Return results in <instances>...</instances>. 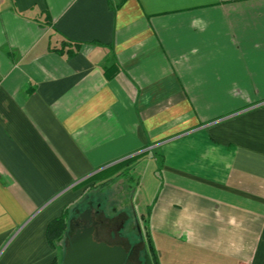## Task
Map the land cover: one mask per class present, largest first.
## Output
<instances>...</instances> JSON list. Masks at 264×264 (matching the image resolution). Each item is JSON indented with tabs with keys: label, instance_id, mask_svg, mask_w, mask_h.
Listing matches in <instances>:
<instances>
[{
	"label": "crops",
	"instance_id": "obj_1",
	"mask_svg": "<svg viewBox=\"0 0 264 264\" xmlns=\"http://www.w3.org/2000/svg\"><path fill=\"white\" fill-rule=\"evenodd\" d=\"M116 164L159 264H264V0H0V264Z\"/></svg>",
	"mask_w": 264,
	"mask_h": 264
},
{
	"label": "rangeland",
	"instance_id": "obj_2",
	"mask_svg": "<svg viewBox=\"0 0 264 264\" xmlns=\"http://www.w3.org/2000/svg\"><path fill=\"white\" fill-rule=\"evenodd\" d=\"M129 174L130 170L126 167L109 170L106 177L112 175L113 180L105 187H91L86 190L83 198L75 204L67 217L68 231L58 242L61 246L60 264H63L69 238L76 230L75 224L79 220V215L89 207L90 202L95 211L94 218L98 220V230L95 233L97 240L125 246L135 264H145L146 254L152 257L154 262L158 260L148 213L153 205V198L145 197L143 202L138 182L135 179L130 180Z\"/></svg>",
	"mask_w": 264,
	"mask_h": 264
},
{
	"label": "water",
	"instance_id": "obj_3",
	"mask_svg": "<svg viewBox=\"0 0 264 264\" xmlns=\"http://www.w3.org/2000/svg\"><path fill=\"white\" fill-rule=\"evenodd\" d=\"M89 208L81 215L88 222L78 227L69 238L63 264H135L131 260V253L121 244H110L95 238L96 221L88 214ZM87 214V217H85ZM145 264H154L151 257L145 255Z\"/></svg>",
	"mask_w": 264,
	"mask_h": 264
},
{
	"label": "trees",
	"instance_id": "obj_4",
	"mask_svg": "<svg viewBox=\"0 0 264 264\" xmlns=\"http://www.w3.org/2000/svg\"><path fill=\"white\" fill-rule=\"evenodd\" d=\"M122 1H124V0H122ZM77 49H78V46H77ZM119 166H120L119 164H116V165H114V167H109L105 170H102V171L96 173L92 177L84 180L80 184V187H85L86 185H89L93 181H95V182L91 186L89 185V187H87L86 190H89L91 187H93V188L105 187L106 185H108L113 180L112 175L106 177V173L109 170H112L114 168H123V167H119ZM97 180H99V181L96 182ZM74 207H75V204L67 207L64 210L62 216L54 219L48 226V237H49L50 243L52 244V246H54L58 250V256L55 258L53 264H60V262H61L60 261L61 259L59 257V248H61V246L58 245V242H59V240L62 239V237L65 236V234L68 231L67 217H68L69 213L73 210L72 208H74ZM148 213L150 215V211ZM154 250H155V248H154ZM156 258L158 259L157 256H156ZM151 259H152L154 264H159L158 260H156V262H154L152 257H151Z\"/></svg>",
	"mask_w": 264,
	"mask_h": 264
},
{
	"label": "flooded vegetation",
	"instance_id": "obj_5",
	"mask_svg": "<svg viewBox=\"0 0 264 264\" xmlns=\"http://www.w3.org/2000/svg\"><path fill=\"white\" fill-rule=\"evenodd\" d=\"M90 207V206H89ZM88 207V208H89ZM87 208V209H88ZM86 210V209H85ZM85 210L83 211V212H81L80 213V215H79V220L76 222V224H75V227H76V229L78 228V227H80V226H82L83 224H86L88 221L86 220V219H82V217H81V215L85 212ZM94 209H93V204H92V208H91V210H90V213L88 214V216H90V218L92 219V222L93 221H96L97 222V224H96V228H95V233L97 232V230H98V220H96L95 218H94ZM85 217H87V214H85ZM94 233V234H95ZM131 260H132V258H131Z\"/></svg>",
	"mask_w": 264,
	"mask_h": 264
}]
</instances>
